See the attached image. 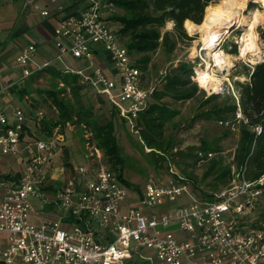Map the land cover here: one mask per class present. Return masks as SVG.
I'll return each instance as SVG.
<instances>
[{
	"label": "built area",
	"instance_id": "1",
	"mask_svg": "<svg viewBox=\"0 0 264 264\" xmlns=\"http://www.w3.org/2000/svg\"><path fill=\"white\" fill-rule=\"evenodd\" d=\"M37 1L24 0V6L38 10L44 19L56 18V59L69 55L79 63L76 69L59 72L75 75L96 96H105L140 139L136 120L155 88L144 87L142 70L111 28L113 4L77 0L81 7L67 11L66 0H46L44 8ZM35 54L34 43L21 48L15 58L20 76L2 93L50 67L43 63L31 68ZM103 56L112 77L98 65ZM43 117L38 111L27 118L22 108L14 107L10 118L0 108V157L21 166L0 174V264H264V221L250 216L260 201L264 176L249 182L242 172L236 173L212 199L197 201L188 181L168 164V179L151 176L138 193L104 163L89 133L83 140L85 164L56 168L53 158L64 142L59 126L42 138L29 129L31 118ZM195 154L197 166L214 155ZM129 192L133 196L128 198ZM183 195L189 202L176 205ZM141 249L153 251L155 257L141 255Z\"/></svg>",
	"mask_w": 264,
	"mask_h": 264
},
{
	"label": "rangeland",
	"instance_id": "2",
	"mask_svg": "<svg viewBox=\"0 0 264 264\" xmlns=\"http://www.w3.org/2000/svg\"><path fill=\"white\" fill-rule=\"evenodd\" d=\"M0 1L3 4L9 3L8 0ZM241 1L245 5L242 14L246 16V21L240 25H232V28L230 27L229 29V35L227 34L220 37L217 42L218 46H216L212 52L213 54L214 52L222 51L229 56L226 60L228 66L225 74H223L222 70L217 67H211L209 69L210 73H213L221 80L222 84L216 88L213 86L202 87L197 80V70L205 68L204 61L213 64L211 60L212 55L205 51H201L202 39L205 35L200 29L190 33L183 26L189 39L178 40L174 34H171L170 41L175 43L173 48L170 50L169 46L160 44L154 52L146 55V65H143V62L141 63L140 61L142 55L131 52L134 62L143 67V85L145 88L151 87L160 90L165 82L169 69L180 64H186L191 68L192 76L190 77V80L198 89V92L193 99L174 102L167 96L162 98L161 102L167 105L170 109L175 110L177 115L165 126V134L171 139L174 148L164 155L155 152L156 155L164 156V160L160 161L157 166H154L152 153L146 151V149L149 150V148H146V146L140 142L138 135L132 133L119 119L115 110V113L112 112V107L105 96L97 97L86 88V91L80 94V102L82 104V109L80 110L78 109V105L73 101L70 88H68L66 84L63 85L64 82L62 78L48 76L43 72L44 70L42 72L39 71L23 83V85H25V89H22L23 93L20 94L18 93L19 91H16L14 94L12 92L11 95L13 100L9 103H1V106L7 108V112L9 113L15 106L20 107L27 118L33 117L34 113L41 111L44 115L42 120L48 121L50 119H56L58 114L51 106L50 99L46 96V91L50 90L58 93V97L62 99L65 104H69V108L72 109V117L64 127H60L59 132L63 135L64 142L57 146V154L59 155L53 158V165L56 168L61 166V164L65 165L66 162L69 163V165L85 164V155L87 154V151L83 139L87 133V127L84 121L103 124L112 120L115 128V136L120 147L121 155L124 159L122 170L123 178L131 185L136 186L138 188V193L144 188L146 179L151 176L162 180L168 179V164H170L172 165L174 172L183 176L188 181L190 194L196 198L195 200L200 201L205 198L207 194H218L228 186H223L221 184L218 185V182L215 181L212 176L206 177V173L208 168L220 158L223 159L225 164H228L231 161L237 140V131L234 129L232 136L225 138L222 131L215 126L214 121L200 120L192 122V118L197 112V108L200 106L203 99L202 93L205 97L214 93L222 92L233 94V82L236 80L243 81L244 77L241 75L244 73L245 69L254 66L264 59V41L260 39V34L258 32L260 29H264V20H261L262 22L260 21L254 27V31L257 35V39L255 40L257 53L255 55L248 53L244 58H240L241 39L250 28L251 21L249 19L251 15L249 13L254 9L259 10L260 12H263L264 10L261 2L259 3L254 0ZM10 4L12 7H5L0 12V18L4 19V22H9V24L15 25L14 23L19 20L21 21V25L25 22V19L33 15V13L34 15H37L34 16L35 18L39 16V11L33 10L31 6H24L23 0H18ZM250 4H253L254 6L250 7ZM120 14L121 11L115 9L110 16H118ZM34 17L29 19H35ZM109 22L113 30H118L119 25L117 23L112 22L111 20H109ZM169 23L172 22H167L162 29V32H172L173 26L169 28ZM10 29L11 28L8 27L5 29V32H9ZM125 40L126 39L122 41L125 43ZM28 43L29 41L25 36H20L16 39H11V37H9L5 42L0 43V86L9 80L10 75H19V69L14 61L19 48L21 49V47L26 46ZM66 60L72 69L78 68L79 65H75L71 58H66ZM52 66L57 69L51 67V69H54L55 71H64V68L59 61L53 62ZM77 113H80L79 117L76 115ZM31 119L32 122L28 124L30 132L36 137H44L45 135H43L40 128H38V125L42 120L35 121L34 118ZM203 143H206L210 148L219 146L224 150L222 152H212L214 154L213 158L200 166L196 165L195 158H183L177 154L187 152L190 147L195 150L199 149L200 145ZM170 154L173 155L170 156ZM19 164L20 162L18 163L17 161H14V159L0 157V174H8L10 171H18L19 168H21ZM235 174V169L232 168L233 179H236ZM131 196H133V193L129 192L128 198ZM258 199H260V201L250 216L252 219H256V221H262V217H264L263 189L262 194ZM129 200L130 199H127L125 204H127ZM189 200L190 199L187 196L183 195L175 204L184 205L188 203ZM30 202L34 209L39 208V205L36 204L35 201L30 200ZM28 220L31 223L34 221L31 215H29ZM139 253L143 256H150L151 258L155 257L153 251L149 249H141L139 250Z\"/></svg>",
	"mask_w": 264,
	"mask_h": 264
},
{
	"label": "trees",
	"instance_id": "3",
	"mask_svg": "<svg viewBox=\"0 0 264 264\" xmlns=\"http://www.w3.org/2000/svg\"><path fill=\"white\" fill-rule=\"evenodd\" d=\"M108 1L113 4L115 9L121 11L120 15L109 17V20L119 25L116 30L118 37L122 40L126 39L127 49L142 55L140 61L146 65V55L154 52L160 44L169 46L170 50L173 48L175 43L170 41L171 34H174L178 40L189 39L183 26L190 23L201 25L206 7L220 0ZM252 6L254 5L250 4V7ZM167 22L173 23L172 32H162ZM258 32L260 39L264 41V29H260ZM139 68L143 71V67L139 66ZM43 70L48 76L62 78L63 85L66 84L70 88L73 101L81 110L80 94L84 93L87 87L75 75H63L51 67ZM191 76V68L186 64L171 67L161 89H154L150 95L147 109L136 120L140 139L142 144L151 150L154 166L163 161V155L174 148L171 139L165 134V126L175 118L177 112L170 109L161 100L165 96L174 102L193 99L198 89L191 82ZM241 76L244 77L243 81L233 82L234 95L222 92L205 97L202 93L203 99L192 118V122L214 121L215 126L222 131L225 138L232 136L234 129L237 131V140L231 161L225 164L220 158L208 168L206 173V177L212 176L218 185L223 186H229L232 182V168L236 173L242 172L244 179L249 182H257L264 176V59L254 66L246 68ZM18 91L20 94L23 93L22 89ZM46 96L50 99V104L58 115L56 119L42 120L38 125L41 133L45 136L50 135L58 126L59 128L64 127L72 117V109L69 108L68 103L65 104L58 97V93L49 90L46 91ZM112 110L115 113L113 108ZM79 114L76 115L79 117ZM237 114H240V117H237ZM84 122L87 133L91 134L90 141L103 153L104 163L128 187L138 190L136 186L131 185L123 178L124 159L115 136L113 121L109 120L103 124ZM223 150L219 146L210 148L206 143H203L199 149L195 150L190 147L187 152L177 154L183 158H195L196 151L216 153ZM155 152L163 155H156ZM172 155L170 154V156ZM65 165L70 166L67 162ZM261 189L264 191V185L261 186ZM203 199H212V195L207 194ZM262 221H264V217H262Z\"/></svg>",
	"mask_w": 264,
	"mask_h": 264
},
{
	"label": "bare ground",
	"instance_id": "4",
	"mask_svg": "<svg viewBox=\"0 0 264 264\" xmlns=\"http://www.w3.org/2000/svg\"><path fill=\"white\" fill-rule=\"evenodd\" d=\"M254 1H257L259 3L261 2L264 9V0ZM244 8L245 5L241 0H220L219 2L206 7L203 24L197 25L190 23L185 26V28L190 33L195 32L198 29H200L204 33L205 37L202 39L201 51H205L208 54L212 55L210 56L212 58L211 60L213 64H210L208 61H204L205 68L197 70L198 81H200L201 77L203 76L208 77L202 87L213 86L214 88H216L222 84L221 80L218 79L213 73H210L209 69L211 67H217L221 70L227 69L228 63L226 62V60L229 58V56L224 54L222 51L214 52L213 54L212 52L215 47L218 46L217 42L219 41L220 37H222L223 35H227L232 25H240L244 21H246V16L242 14ZM249 14L251 15L249 19L251 21L250 28L242 36L240 58H244V56H247L248 53H252L251 55H255L257 53V47L255 44L257 35L254 31V27L261 20H264V10L263 12H260L259 10L254 9ZM212 36L216 37V40L214 42L211 39ZM217 60H220L221 63L217 64Z\"/></svg>",
	"mask_w": 264,
	"mask_h": 264
},
{
	"label": "crops",
	"instance_id": "5",
	"mask_svg": "<svg viewBox=\"0 0 264 264\" xmlns=\"http://www.w3.org/2000/svg\"><path fill=\"white\" fill-rule=\"evenodd\" d=\"M8 1H9L8 4H3L0 1V12L2 11L3 8L10 7L11 6L10 3L18 1V0H8ZM36 3L41 8H44L47 4L46 0H39ZM65 5H66L65 8L67 9V11H69L71 8H74L75 5H78L79 6V7L77 6L78 8L81 7V4H78L77 0H66ZM34 16H37V15H34V13H33V15H31L30 17H27L25 19V22L22 23L21 25H20L21 21H19V20L14 23L15 25H12V24H9V22H4V19L0 18V43L5 42L6 39L9 37H11V39H13V38L16 39V38H19L20 36H25L29 41L28 44L34 43L35 47H36V54H35V57L33 59V63L30 65L31 68H35L36 66L43 64V63H49L50 67L56 69L55 67L52 66V63L56 62V61H59L60 64L63 66V68H65V67L70 68L69 63L66 60V58H69V59L71 58L69 55H65L64 57L61 58V60L56 59L58 51L54 46V40H53V29L56 25V21H55L56 18L53 17V18L44 19L40 15L36 18ZM33 17L35 19H32V20L29 19V18H33ZM8 27L11 28L10 31L5 32V29H7ZM23 47H21V48H23ZM20 50L21 49L19 48L18 53ZM18 53H17V55H18ZM72 61L75 63V65H79L78 61H76L74 59H72ZM97 62H98V65L102 67L104 72L108 76L112 77L111 72H110L111 65H110L108 58L106 56H103L102 58L97 60ZM15 65H16V63H15ZM18 69H19V67H18ZM19 76H20V69H19V75L18 76L15 74L10 75L9 80L5 84L0 86V108L2 110H4V112L6 113V115L8 117H10V116L12 117V109H11L10 113L7 112V108H4V106H1V103H6V102L9 103L10 101H12L13 97H12L11 93L12 92L14 93L20 89H25V85L22 84L18 87L10 88L3 93L1 92V90L3 89V87L5 85L16 80ZM15 107H17V106H15Z\"/></svg>",
	"mask_w": 264,
	"mask_h": 264
},
{
	"label": "clouds",
	"instance_id": "6",
	"mask_svg": "<svg viewBox=\"0 0 264 264\" xmlns=\"http://www.w3.org/2000/svg\"><path fill=\"white\" fill-rule=\"evenodd\" d=\"M242 6V5H241ZM173 26V24L172 23H169L168 24V27L169 28H171ZM212 41L214 42L215 40H216V37L215 36H212ZM221 63V61L220 60H217V64H220ZM208 79V77L207 76H203V77H201V79H200V81H199V83L201 84V86H203L204 85V83H205V81Z\"/></svg>",
	"mask_w": 264,
	"mask_h": 264
},
{
	"label": "water",
	"instance_id": "7",
	"mask_svg": "<svg viewBox=\"0 0 264 264\" xmlns=\"http://www.w3.org/2000/svg\"><path fill=\"white\" fill-rule=\"evenodd\" d=\"M225 72H226V69H222V73L225 74Z\"/></svg>",
	"mask_w": 264,
	"mask_h": 264
}]
</instances>
